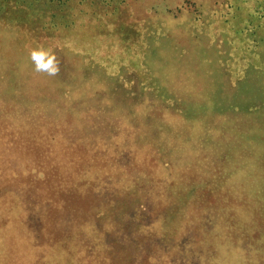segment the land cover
<instances>
[{
	"label": "rangeland",
	"instance_id": "374dc122",
	"mask_svg": "<svg viewBox=\"0 0 264 264\" xmlns=\"http://www.w3.org/2000/svg\"><path fill=\"white\" fill-rule=\"evenodd\" d=\"M260 8L122 0L54 38L0 23V264H264L241 195L264 183Z\"/></svg>",
	"mask_w": 264,
	"mask_h": 264
},
{
	"label": "trees",
	"instance_id": "16d2710c",
	"mask_svg": "<svg viewBox=\"0 0 264 264\" xmlns=\"http://www.w3.org/2000/svg\"><path fill=\"white\" fill-rule=\"evenodd\" d=\"M121 1L122 0H0V23L6 26L21 25L26 27L27 30L39 29V32L42 30L41 33L43 35L45 34L48 38H51L50 36L54 38L55 35H59L60 37L65 35L67 37L71 35L70 33L73 32L77 26V19L80 17L78 12H85V14H91V16L98 20L100 18L103 20L104 18L97 14V9H104L105 14L110 16L114 11L118 10L117 8H119ZM254 1L258 3L259 8L261 7L260 10L264 11V0ZM72 2L77 4L78 8L76 12L67 13L66 10L70 8ZM109 7L110 10H106V8ZM87 9H90L89 12ZM22 17L26 18L23 19ZM90 18L93 19L92 17ZM257 20H263L262 22L264 23V13L262 17L259 16ZM252 21L253 20L250 19L248 23ZM79 24L82 26L81 23ZM259 26H261V23L257 22L256 27ZM262 27L264 33V24ZM4 33L5 32L0 31V35ZM39 35L40 34H38L37 37ZM261 36L264 38V34ZM72 42L75 43L76 47H83L85 43L82 36H75ZM94 85L95 83L92 86ZM95 87L97 86L95 85ZM259 148L262 152L264 151L263 146L259 145ZM261 169L264 171V167H261ZM254 186H256V184ZM247 189L253 192L250 193L246 189L241 192L243 196L242 201L246 208H248L246 210L248 214L245 216L247 219L244 224L247 226L248 232L254 231L256 233L254 238L261 243V246L256 248H259L261 254L263 253L262 256H264V183L254 188L247 187ZM231 192L232 191L229 192V195L233 198ZM227 194V192L223 193V197L218 194L219 196L216 200L224 198ZM210 196H212V188L211 192L205 191L204 193H197L194 202ZM247 200H250L251 203H248ZM251 207L259 208L254 215H252ZM196 214L197 221L202 225L211 220V215L207 208L198 205ZM177 215L179 214H175V216ZM173 217L174 216H168V220H172ZM167 230L172 231L170 228ZM262 259L264 260V257Z\"/></svg>",
	"mask_w": 264,
	"mask_h": 264
},
{
	"label": "clouds",
	"instance_id": "9594fccd",
	"mask_svg": "<svg viewBox=\"0 0 264 264\" xmlns=\"http://www.w3.org/2000/svg\"><path fill=\"white\" fill-rule=\"evenodd\" d=\"M31 59L37 70L46 71L54 75L58 71L57 61L54 55L44 49H35L31 52Z\"/></svg>",
	"mask_w": 264,
	"mask_h": 264
}]
</instances>
